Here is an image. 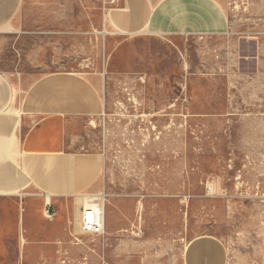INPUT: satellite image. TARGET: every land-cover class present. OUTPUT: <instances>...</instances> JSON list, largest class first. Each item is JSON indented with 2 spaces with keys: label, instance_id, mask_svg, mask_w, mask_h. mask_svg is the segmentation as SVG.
Returning a JSON list of instances; mask_svg holds the SVG:
<instances>
[{
  "label": "rangeland",
  "instance_id": "1",
  "mask_svg": "<svg viewBox=\"0 0 264 264\" xmlns=\"http://www.w3.org/2000/svg\"><path fill=\"white\" fill-rule=\"evenodd\" d=\"M215 1L224 34L149 36L114 31L102 0H20L0 25V74L102 81L104 111L74 135L102 160L90 198L105 228L70 217L56 241L42 198L0 197V264H187L203 237L228 264H263L264 0Z\"/></svg>",
  "mask_w": 264,
  "mask_h": 264
},
{
  "label": "crops",
  "instance_id": "2",
  "mask_svg": "<svg viewBox=\"0 0 264 264\" xmlns=\"http://www.w3.org/2000/svg\"><path fill=\"white\" fill-rule=\"evenodd\" d=\"M19 3L0 0V25L9 22ZM107 22L125 35L215 36L228 28L215 0H114ZM104 109L98 76L51 73L16 84L0 74V197L42 198L43 207L49 205L53 212L49 229L56 241L68 227L66 219L81 227L85 199L99 192L102 160L98 154L80 152L74 134L82 121ZM20 222L23 231L21 214ZM228 261L222 245L210 237L189 243L187 264Z\"/></svg>",
  "mask_w": 264,
  "mask_h": 264
},
{
  "label": "built area",
  "instance_id": "3",
  "mask_svg": "<svg viewBox=\"0 0 264 264\" xmlns=\"http://www.w3.org/2000/svg\"><path fill=\"white\" fill-rule=\"evenodd\" d=\"M103 6L114 4V0H102ZM82 221H81V231L84 233L94 234V235H102L103 227L99 223V214L96 211L95 207L83 208L82 210ZM53 212L51 211V207L49 205H45L43 216L46 219L51 220Z\"/></svg>",
  "mask_w": 264,
  "mask_h": 264
},
{
  "label": "bare ground",
  "instance_id": "4",
  "mask_svg": "<svg viewBox=\"0 0 264 264\" xmlns=\"http://www.w3.org/2000/svg\"><path fill=\"white\" fill-rule=\"evenodd\" d=\"M94 206L96 211L99 214V223L100 225H102V227L104 226V205L102 203V201L99 202V200L95 199V198H86L84 201V208H88V207H92Z\"/></svg>",
  "mask_w": 264,
  "mask_h": 264
}]
</instances>
